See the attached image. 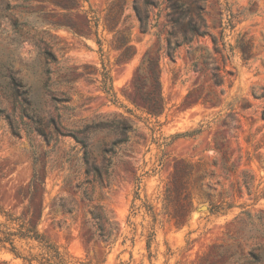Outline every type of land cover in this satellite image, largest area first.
<instances>
[{"label":"rangeland","instance_id":"1","mask_svg":"<svg viewBox=\"0 0 264 264\" xmlns=\"http://www.w3.org/2000/svg\"><path fill=\"white\" fill-rule=\"evenodd\" d=\"M112 1L82 0L84 12L94 20L90 29L84 12L63 17L66 12L50 0H0V76L7 77L0 82L12 78L20 96L15 100L13 91L0 87V223H7L10 215L18 219L14 228L37 225L71 264H258L264 252V98L255 97L253 90L264 93V0H205L206 22L219 50L225 49L221 54L211 36L186 31L190 22H198L192 0H182L190 3L192 12L177 25L169 21L167 0H156L148 33L139 29L133 0H126L119 29L131 28L135 53L126 62L118 61L114 34L104 28ZM139 6L144 14L143 1ZM70 21L84 36L57 26ZM171 31L180 43L174 58L167 56ZM49 49L57 62L47 61ZM149 50L160 60L166 109L159 117L139 111L131 102L133 78ZM218 67L224 78L220 87L213 81ZM106 72L116 103L101 88V74ZM31 93L44 103L46 120L62 116L65 133L120 115L133 121L140 138L134 139L132 153L116 158L111 186L96 197L119 227L115 244L91 239L83 227L85 202L74 185L64 182L66 176L74 179L84 172L82 146L72 136L46 145L33 134V124L22 110L28 111ZM63 99H69L67 109L60 103ZM7 116L19 137L12 136ZM114 140L106 133L92 138L97 166L103 165L100 146ZM34 151L49 171L45 185L35 191L30 188ZM183 163L195 167L190 181L195 208L189 221L178 227L165 213L164 198L176 167ZM223 163L232 170L226 172ZM60 197L74 202L78 210L68 221L70 227L63 229L54 225L59 217L51 212L52 202ZM146 205L153 206L155 221ZM215 205L221 207L219 213L211 212ZM203 206L208 210L199 211ZM174 207L180 205L171 211ZM16 244L25 255L39 252L34 243ZM0 264L24 262L2 251Z\"/></svg>","mask_w":264,"mask_h":264},{"label":"trees","instance_id":"2","mask_svg":"<svg viewBox=\"0 0 264 264\" xmlns=\"http://www.w3.org/2000/svg\"><path fill=\"white\" fill-rule=\"evenodd\" d=\"M25 2H33L35 0H22ZM126 0H113L106 12L104 28L110 33L114 34L115 49L120 52L118 61L126 62L132 59L134 52L130 45L129 33L131 28L126 30H120L119 26L124 14V6ZM143 1L145 6V12L142 13L139 2ZM191 1V0H190ZM197 4L196 10L198 12V22L193 24L190 22L186 31L191 32L195 37H206L211 36L215 44V51L217 53L225 52V49L219 50L218 40L216 37L211 35L209 27L205 18V0H192ZM50 2L59 7L61 10L66 12L63 17H68L70 13L77 11L84 12V6L82 0H50ZM168 6V18L172 25L180 24L181 20L187 17L191 12L192 8L189 2H183L182 0H167ZM156 0H133L132 9L139 23V29L142 33H148L152 26L150 24L151 11L150 8L156 6ZM86 14L88 27L93 29L92 23L94 20ZM57 26H65L69 28L76 36H84V32L73 22H59ZM99 20L95 19L94 27L98 28ZM97 36V33L95 32ZM177 33L171 31L167 38V56L174 58L180 43L178 42ZM98 44L101 41L98 40ZM242 50V48H241ZM244 52V51H243ZM45 57L49 63L57 62L56 55L51 49L45 51ZM226 56V60H227ZM160 60L158 57L153 55L152 50H149L144 55L139 67L137 68L136 74L133 78V88L135 95L131 99L132 104L141 112L151 116L159 117L166 109V102L162 92V86L160 82ZM221 68H216V73L213 75V81L216 86L220 87L224 85V78L220 74ZM102 85L101 88L105 92L108 98L112 102H117V96L114 92L112 85V79L108 72L102 73ZM1 79L7 80L6 75L1 74ZM0 87L13 91L15 100H18L19 93L17 91V85L11 78L8 82H0ZM253 94L257 98H264L263 94H258L253 90ZM32 98L30 101L26 98L28 105V111L22 109L25 116L29 118L33 124L32 132L37 136H40L46 145H51L53 142H57L61 137L72 136L82 146L84 152L82 161L84 164V172L71 179V176H66L64 179L65 184L70 187L74 185V188L79 195H81L85 202L83 209V227L88 229L90 238L97 240L105 244H115L120 231L117 223L107 213L105 207L96 199L97 195H100L105 188L111 186L112 179L115 174V160L119 156L132 153V143L135 138H140L137 134V129L133 121L120 115L114 119H102L100 121H93L79 128H74L75 133H65L64 121L61 115L56 117H50L49 119L44 118V107L43 102H40V98L33 93L29 95ZM20 102V101H18ZM69 102V99H63L60 101L63 109H67L65 105ZM22 104V103H21ZM0 113L3 111L0 109ZM264 119V111L262 115ZM10 131L14 138L20 136V131L16 127V124L9 116ZM201 129L197 131L200 133ZM48 130V133L46 132ZM106 133L108 136H115V140L112 143H102L99 150L103 154V165L97 166L93 160V150L91 140L99 134ZM28 136V135H27ZM216 149L220 148L218 145ZM225 159V158H224ZM63 169V166H61ZM195 167L193 165L183 163L178 165L175 169L174 175L171 178L169 185L166 188L164 198V210L171 220L175 221V224L180 227L187 221H189L194 208H195V197L190 191V181L194 174ZM223 169L226 172H230L232 167L223 163ZM54 167L50 169L52 172ZM43 171V175H41ZM49 171L45 167H41L40 158L36 151H34V174L31 181L30 188L36 190L37 185L44 186L45 179ZM244 185L247 189L251 190V183L246 180L244 176ZM140 181L139 179H137ZM176 203L180 205L178 210L171 211ZM148 212H150L154 218L157 219L156 214L153 211V206L146 205ZM221 210L220 206H213L211 208L212 213H219ZM51 212L54 213L58 219L55 218L53 221L54 225L60 229L70 227L68 221H73L75 214L78 212L76 204L74 202L68 203L65 198H58L52 202ZM42 213L39 215V220L42 219ZM18 222V219H13L8 215L7 223H0V252L6 251L11 253L15 259H21L24 264H71L67 258L59 251V249L50 243L43 234L38 230L37 225H31L22 223L18 225V228H14L11 225ZM155 233L151 234L153 237ZM17 241H23L27 244L34 243L36 248L39 249L38 253L29 251L27 255L21 253L17 246ZM148 249L151 248V239L147 244ZM34 248H31L32 250ZM204 260V259H203ZM258 264H264V252Z\"/></svg>","mask_w":264,"mask_h":264},{"label":"water","instance_id":"3","mask_svg":"<svg viewBox=\"0 0 264 264\" xmlns=\"http://www.w3.org/2000/svg\"><path fill=\"white\" fill-rule=\"evenodd\" d=\"M207 210H208L207 206H203V207H201V208L199 209V211H207Z\"/></svg>","mask_w":264,"mask_h":264}]
</instances>
